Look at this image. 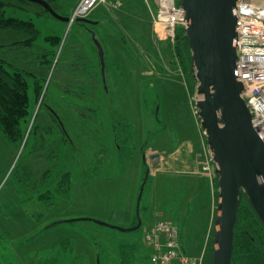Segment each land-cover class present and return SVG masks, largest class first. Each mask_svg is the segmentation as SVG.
I'll return each mask as SVG.
<instances>
[{"label":"rangeland","instance_id":"374dc122","mask_svg":"<svg viewBox=\"0 0 264 264\" xmlns=\"http://www.w3.org/2000/svg\"><path fill=\"white\" fill-rule=\"evenodd\" d=\"M51 2L58 14L70 16L79 0ZM117 2L102 18L104 7L98 5L88 17L100 18L94 25L61 21L30 1L24 8H5L7 16L34 23L40 31L36 45L42 47L46 36H57L60 43L55 47L46 43L55 55L41 80L40 100L33 76L26 74L25 140L14 147L0 127V245L10 249L8 260L0 246V264H153L144 231L156 221L157 213L179 227L186 253L201 255L205 263L214 232L218 183L196 114V81L192 83L177 57L165 50L170 43L158 40L151 22L154 6L150 4L151 14L146 0ZM92 32L103 47L104 73ZM25 36L3 29L0 43ZM83 80L86 83L80 85ZM64 81L84 93L76 103L85 108L82 127L92 140L84 136L79 144L76 139L75 152L71 143L62 141L61 131L49 134L51 141L62 139L52 149V161L55 172H69L70 184L63 196L55 191L54 182L49 188L53 194L44 200L38 197L45 192L38 172L48 164L38 156L40 143L31 129L47 119L44 105L40 108L42 96L44 104L58 106L53 99ZM89 106L94 115H88ZM156 152L159 159H152ZM207 163L210 176L202 174ZM147 170L139 203L141 226L131 231L113 227L137 223V195Z\"/></svg>","mask_w":264,"mask_h":264},{"label":"water","instance_id":"95a60500","mask_svg":"<svg viewBox=\"0 0 264 264\" xmlns=\"http://www.w3.org/2000/svg\"><path fill=\"white\" fill-rule=\"evenodd\" d=\"M42 6L50 16L68 21L47 0H26ZM238 0H181L191 52V70L196 81V114L199 118L217 177V210L211 264H231L233 232L241 192L264 225V142L251 124L249 108L236 78V16ZM78 23L97 24L88 17ZM104 73V51L92 32ZM158 152L150 155L159 159ZM149 171L136 201L137 223L113 226L121 231L138 229L142 220L139 203ZM73 220V219H71ZM102 225H109L95 220Z\"/></svg>","mask_w":264,"mask_h":264},{"label":"trees","instance_id":"16d2710c","mask_svg":"<svg viewBox=\"0 0 264 264\" xmlns=\"http://www.w3.org/2000/svg\"><path fill=\"white\" fill-rule=\"evenodd\" d=\"M47 1L53 6L51 0ZM25 2L26 0H0V30L8 29L26 33L25 37L7 43H0V127L14 147H19L25 139V125L28 123L29 117V83L26 74L33 76L36 96L39 99L43 90L41 80L46 76L52 63L51 59L55 55L53 49L35 44L40 36V31L30 19L24 20L6 15L5 8L7 6L24 8ZM42 10L49 16L45 9ZM44 41L51 47H55L60 43V38L46 36ZM169 43L165 50L170 55L177 57L184 72L194 83L187 36L178 33L175 42ZM84 83H86V80L81 81L79 84L83 85ZM73 86L72 83L64 81V85L58 87L57 91L59 93L57 92L53 99L58 104L56 107H53L50 102L44 104V97L42 96L40 108L41 105H44L47 119L42 125H34L31 129V132L36 135V140L40 143L41 152L38 156L48 164L38 172L39 182L45 190L38 197L44 200H48L49 196L53 194L49 190L52 189L50 187L54 182L56 183L55 191L63 196L67 195V188L70 184L69 172L63 169H58L55 172L54 166L56 164L52 161L55 156L52 149H56L61 143L59 140L62 139L51 141L49 134L55 130L61 131L64 135L62 141L65 140L71 143L75 152L77 150L76 139V143H79V140L82 143L84 136L87 137L88 141L92 140L89 138L88 132L82 127L86 117L85 108L76 103L77 98L82 99L84 93L75 90ZM88 108L90 112L88 115H94L92 113L95 110L93 106ZM93 120L91 122H94ZM31 132L29 131V134ZM116 139L118 140L117 135ZM117 144L119 150L122 151V145L118 141ZM79 147H83V145H79ZM213 175L217 186V177L214 170ZM53 224H56V222ZM212 253L213 238L209 241L204 264H211ZM231 264H264V225L243 192L239 196L233 232Z\"/></svg>","mask_w":264,"mask_h":264},{"label":"built area","instance_id":"2783aa9c","mask_svg":"<svg viewBox=\"0 0 264 264\" xmlns=\"http://www.w3.org/2000/svg\"><path fill=\"white\" fill-rule=\"evenodd\" d=\"M105 0H79L69 22L88 17ZM152 27L160 41L174 43L184 34V11L175 0H157ZM236 78L242 83L241 96L250 114L251 124L264 142V0H238L236 16ZM202 174L210 176L207 163ZM156 221L144 231V243L150 249L153 264H203V257L186 253L179 227L156 214Z\"/></svg>","mask_w":264,"mask_h":264},{"label":"crops","instance_id":"0c3cea01","mask_svg":"<svg viewBox=\"0 0 264 264\" xmlns=\"http://www.w3.org/2000/svg\"><path fill=\"white\" fill-rule=\"evenodd\" d=\"M116 1H119V2H117L118 4L117 5H119V4H122L123 2H122V0H105L104 2H101L99 5H102L103 7H104V11L101 13V15L99 16L100 18H102V17H106V14H105V12H109L110 10H111V8H112V6H115L116 5ZM146 2H147V5H148V8H149V6H150V11H151V14H152V12L154 11L153 10V8H152V6L150 5V4H152L155 8H156V6H157V0H146ZM76 5V4H75ZM156 5V6H155ZM155 12V11H154ZM92 13H90V15H91ZM90 15L88 16V17H90ZM114 17H117V15L115 14L114 15ZM100 18H98V17H96V18H90V19H92V20H94V21H97L98 23H100V20H97V19H100ZM151 22H152V20H151ZM97 23V24H98ZM42 47H44V48H48V45L46 44V43H44L43 45H42ZM81 67L83 68V70L85 71V74L87 75V72H86V70H85V68L81 65ZM199 137H201L200 136V134H199ZM199 141H200V139H199ZM185 142V144L187 143L188 145L190 144V141L189 140H187V141H184ZM200 145V144H199ZM1 205H3V203L1 204ZM57 224V223H56ZM55 225V224H54ZM53 224H51V225H49V227L50 228H53V226H54ZM181 237H182V234H181ZM1 246V249H2V252L4 253H6V256H5V259H8V260H10V255L8 254V250H10L9 249V247L7 246V247H5V245H0ZM23 248H24V245H23ZM25 249V248H24ZM193 256V255H192Z\"/></svg>","mask_w":264,"mask_h":264}]
</instances>
